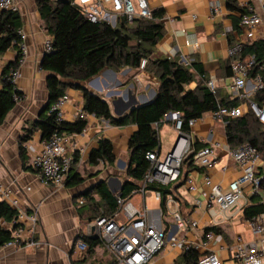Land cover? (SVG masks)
<instances>
[{"label": "crops", "instance_id": "0c3cea01", "mask_svg": "<svg viewBox=\"0 0 264 264\" xmlns=\"http://www.w3.org/2000/svg\"><path fill=\"white\" fill-rule=\"evenodd\" d=\"M19 3V13L23 21L22 43L26 46L27 52L19 66L20 76L15 83L16 88L22 92V97L0 123V184L12 186V183L16 182L21 188H30L19 195L23 201L38 209L37 239L42 243L39 246L6 248L0 252V264H115L112 256L101 243L92 253L85 252L84 257L77 255L74 244L83 235L94 236L93 231H89L88 225L98 211H95L90 201H86L87 194H90L94 201L99 202V196L93 190L98 183L105 182L109 190L116 194L119 193L124 181H131L126 173L130 164L128 143L137 126L134 123L123 126L113 125L107 120L85 114L86 127L81 133H76L73 140L77 143V148L74 150L67 146L65 149V155H75L77 161L73 166L74 172H77V176L83 180L73 184L77 181L71 179L68 174L62 187L44 185L40 182L37 172L30 167L31 151L25 148L29 144L32 148L37 145L40 140L39 132L35 131L25 142H22L21 138L30 128V124L39 117L48 100L46 79L50 73L42 70L39 64L45 53L44 41L49 36L39 17L36 0H19ZM148 3L153 12L159 10L163 12L161 19L163 35L154 47L153 56L178 58L180 62L183 58L195 60L198 68L204 73V80H214L220 93L236 97L230 87L229 52L242 35V29L238 23L239 14L242 11L229 8L227 0H148ZM235 4L241 8L248 4L263 11L257 0H236ZM15 57L16 52L13 49L0 54V77L3 67ZM191 71L195 75L194 80L186 86L190 89L200 82H205L193 68ZM81 84L102 96L108 102L112 115L116 116L114 107L123 111L122 114H124L132 108L151 101L156 95L159 82L156 76L139 67L138 69L125 67L118 71L104 67L98 74ZM248 90H251L250 83L246 88V91ZM65 94L68 95V101L63 106L64 121L73 122L78 110L82 109V92L70 86ZM154 126L158 132L160 145L159 150L156 151L160 156L172 151L181 134L190 142V147L193 149L195 143L201 144V147L214 142L220 143L211 166L205 168L194 165L184 166L180 179L170 185L177 196L181 215L187 220H195L198 223L197 228L185 234L192 243V248L199 253L216 252L223 260V264H242L230 256V248L237 237L244 242H255L264 250V237L253 235L247 224L248 220L244 218V209L247 206L243 210L239 206L232 208L228 212V219L223 220L220 218L218 206L208 204L204 195L209 191V186L204 183L206 174L210 176L212 182L226 188L229 182L241 173L240 166L229 155L240 142L228 139L225 122L213 119L210 112H207L181 134L175 130L170 119L163 118ZM100 138H107L112 143L115 156L112 164L88 163V156L91 150L98 146ZM165 142L173 145L171 149L163 153L161 147ZM21 145L25 153L21 150ZM263 167L262 161L260 170ZM187 179H191L195 190L187 189L185 183ZM136 185V189L127 197L130 202L137 207L144 204L148 206L146 201L151 198L156 205L148 207L157 208L158 202L154 197V189L148 188L143 193L140 181H137ZM245 192L246 201L251 204L254 195L248 191ZM255 196L261 202L260 194ZM79 198H84L85 202L78 204ZM101 212L103 211L100 210ZM214 220H218L215 226L221 233L213 232L211 241L203 245L204 232L208 227H212ZM167 221V227L170 226L171 231L175 232L176 228L173 226L172 219L168 217ZM245 232H248L250 238L245 239L243 235ZM182 234L184 233L181 232L180 235ZM180 253L181 251L167 246L154 256L152 262L174 264Z\"/></svg>", "mask_w": 264, "mask_h": 264}, {"label": "trees", "instance_id": "16d2710c", "mask_svg": "<svg viewBox=\"0 0 264 264\" xmlns=\"http://www.w3.org/2000/svg\"><path fill=\"white\" fill-rule=\"evenodd\" d=\"M236 0H227L229 8L238 7ZM39 17L43 21L46 34L50 37L51 49L45 52L39 67L49 72L46 79L48 100L43 106L39 117L30 124L21 141L25 142L36 131L41 139L50 138L54 133H81L86 127L85 117H77L73 122L58 121L54 112H49L50 106L62 95L68 87L80 89L83 96L82 111L97 118L107 120L110 124L123 126L134 123L136 131L129 138L130 164L127 176L131 179L124 181L119 193L127 198L136 189L149 166L145 155L149 151L159 150V138L155 124H159L168 112H179L183 120L181 131L188 129L190 118H201L204 113L217 109L219 105H238L240 101L218 90L214 94L206 86L204 73L199 69L195 60L190 65H184L178 58H159L153 56L154 47L163 35L162 10L153 12L151 19L136 18L132 23L122 20L118 26L111 27L107 23L88 21L78 7L70 0H36ZM239 23V19H238ZM237 23V24H238ZM21 14L14 11H0V54L8 49L16 52L14 60L3 67L0 89V123L7 113L15 106L14 95L22 97V92L9 78V71L18 66L22 57L21 44L22 28ZM236 24V26H237ZM244 54H254L258 62L264 60V40L248 42L243 47ZM142 58L147 60L146 71L157 77L159 85L154 98L147 104L133 108L121 116H113L108 102L99 94L92 92L81 84L99 73L104 67L118 71L125 67L138 69ZM191 66V67H190ZM193 68L201 80L194 88H187L194 80ZM251 100L264 106V89L257 90L251 95ZM251 117L254 120H251ZM225 131L230 141L248 142L254 146L264 162V123L259 122L252 113L247 112L239 118H228ZM201 147L195 143L194 149ZM21 150L25 153L21 145ZM74 163L70 170V178L76 179L77 184L83 178L74 172ZM115 161L112 143L107 138H100L98 146L93 148L88 156V163L104 162L112 164ZM192 155L183 160L184 166L192 167ZM260 182V191H264V167ZM68 175V176H69ZM68 178V177H67ZM149 189L160 190L165 196L173 192L171 186L148 185ZM99 196V202L87 194L86 201L97 210L96 216L104 213L112 215L117 207L116 194L111 192L105 182L98 183L93 189ZM260 194V193H259ZM262 194H260L261 196ZM262 197V196H261ZM101 204V205H100ZM100 210L103 211L100 213ZM264 213V206L254 195L253 202L244 209V218L252 219ZM16 211L4 201H0V220L11 223ZM95 216V217H96ZM94 217V218H95ZM93 218V219H94ZM92 219V220H93ZM220 234L216 226L208 227L205 231ZM10 239V230L0 225V245ZM87 245L86 253L90 254L100 244L96 236H82ZM202 256L195 248H189L180 253L174 264H197Z\"/></svg>", "mask_w": 264, "mask_h": 264}, {"label": "built area", "instance_id": "2783aa9c", "mask_svg": "<svg viewBox=\"0 0 264 264\" xmlns=\"http://www.w3.org/2000/svg\"><path fill=\"white\" fill-rule=\"evenodd\" d=\"M263 11L246 4L245 9L239 14V26L242 35L230 49L231 68V89L235 92L240 103L238 105H219L217 109L210 111L213 119L226 122L228 118H239L250 112L261 123H264V106L251 100V95L257 90L264 89V60L257 61L254 54H244L245 44L255 40H264V0H257ZM71 4L78 7L83 16L93 23H107L111 27H116L122 20L132 23L136 18L151 19L153 11L148 0H70ZM19 0H0V11H19ZM21 33V30H20ZM194 46H197L194 44ZM45 52L51 49L50 37L44 41ZM27 52L26 46L21 44L22 57L18 61V66L9 71V78L15 84L20 76L19 66ZM191 61L183 58L181 63L189 65ZM147 60L142 58L139 69L144 70ZM248 83L251 90L246 91ZM207 88L212 92H217V85L214 80L206 81ZM15 100L20 98L14 95ZM68 101V95L59 97L49 109L54 112L58 121H64L63 106ZM82 109H79L75 117H85ZM165 119H170L179 134L182 133L183 120L179 112H168ZM196 118H190L188 126L195 124ZM76 133H54L50 138L41 139L30 149L32 167L38 175L40 182L44 185L62 187L74 163L73 155H65V149L70 146L77 148L74 137ZM220 148L219 142L210 143L198 149L190 147V142L181 134L175 150L160 156L156 150L149 151L145 157L149 161V166L140 180L143 193L148 185L169 186L177 182L182 176V163L185 158L192 155L193 165L197 167L211 166L216 158V150ZM1 149V146H0ZM230 157L240 166L241 173L229 182L226 188L220 184L212 182L209 175L204 176V183L209 186V191L204 193L208 204H216L219 209L220 218L228 219V212L237 206L242 210L248 206L246 192L251 195L262 194L261 204L264 206V191H260L262 174L260 166L262 163L258 150L248 142H240L235 149L229 153ZM188 190H195V185L191 179L185 181ZM12 186L0 184V201H4L16 211L14 220L5 223L0 220V225L10 230V239L0 245V252L6 248H23L27 246H39L42 241L38 240L39 216L36 206L23 201L20 193L30 188H21L12 183ZM247 189V190H246ZM155 200L158 202L157 208L147 205L135 206L128 198H124L120 193H116L117 207L112 215L104 213L96 216L88 225L89 231H93L98 237L101 245L112 256L115 264H154V256L165 247L170 246L179 251L192 248V243L187 238V234L192 229L198 227L195 220L185 219L180 211L177 196L173 192L165 196L160 190H153ZM245 200V202L243 201ZM84 198L77 200L78 204H83ZM244 202V203H242ZM243 204V205H242ZM173 221L176 231L172 232L170 226L167 227V218ZM218 224V220L212 226ZM251 233L258 237H264V213L247 221ZM183 232L184 234L180 235ZM214 233L210 230L204 232L207 244L213 238ZM74 248L79 257H84L87 245L82 239H78ZM230 256L233 260L242 264H264V250L259 248L255 242H244L237 237L230 248ZM197 264H223V260L214 251H205Z\"/></svg>", "mask_w": 264, "mask_h": 264}, {"label": "rangeland", "instance_id": "374dc122", "mask_svg": "<svg viewBox=\"0 0 264 264\" xmlns=\"http://www.w3.org/2000/svg\"><path fill=\"white\" fill-rule=\"evenodd\" d=\"M251 120H254V118L251 117ZM173 144H168L167 142H165L164 144H162V147H161V151L164 153V152H167V150L171 149ZM146 203L148 204V206H154L156 205V202L154 200H152L151 198L147 199ZM141 207V206H139ZM245 239H247V237L250 238V235L248 234V232L246 233H243Z\"/></svg>", "mask_w": 264, "mask_h": 264}, {"label": "water", "instance_id": "95a60500", "mask_svg": "<svg viewBox=\"0 0 264 264\" xmlns=\"http://www.w3.org/2000/svg\"><path fill=\"white\" fill-rule=\"evenodd\" d=\"M149 102H150V101H149ZM149 102H147V103H149ZM46 103H47V102H46ZM147 103H145V104H147ZM145 104H143V105H145ZM140 106H141V105H140ZM137 107H139V106H137ZM42 109H43V108H42ZM132 109H133V108H132ZM132 109H130L129 111H131ZM122 113H123V111H121V110H119L118 108L114 107V114H115L116 116H121ZM180 136H181V135L178 136L177 141H176L175 145L173 146V149H172L171 153L175 150L176 145H177V142H178V139H179ZM121 165H123V163H121ZM128 165H129V164H128ZM120 195H121V194H120Z\"/></svg>", "mask_w": 264, "mask_h": 264}]
</instances>
